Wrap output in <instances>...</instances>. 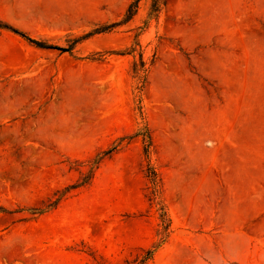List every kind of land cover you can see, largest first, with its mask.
I'll use <instances>...</instances> for the list:
<instances>
[{"label": "rangeland", "instance_id": "1", "mask_svg": "<svg viewBox=\"0 0 264 264\" xmlns=\"http://www.w3.org/2000/svg\"><path fill=\"white\" fill-rule=\"evenodd\" d=\"M131 1L0 0V264H264V0Z\"/></svg>", "mask_w": 264, "mask_h": 264}, {"label": "trees", "instance_id": "2", "mask_svg": "<svg viewBox=\"0 0 264 264\" xmlns=\"http://www.w3.org/2000/svg\"><path fill=\"white\" fill-rule=\"evenodd\" d=\"M151 1H152V10L153 11H158L159 0H151ZM138 2H139V0H132L130 2V4L128 5V7L126 8V11H125L123 17L120 20H118L116 22H113L111 24H108V25H104V26H100V27L94 28V29H92V30L80 35V36H77V37H75L73 39V43H78V42H80V41L92 36L93 34L100 33V32H103V31H107V30H109L111 28H114L117 25H120V24L128 22L132 18V16L134 15L135 11L137 10ZM0 28L8 30V31H10V32H12V33H14L16 35H19L20 37L25 39L27 42H29L30 44H32V45H34L36 47H39V48H50V49L51 48H58V47H56V45L47 43V42H45L43 40H38V39L32 38V37L26 35L22 31H19L18 29H16L15 27H12L11 25H9L7 23L0 22ZM143 66H144V62L141 60V67L140 68L135 67V72L137 73L138 76H139V70L141 68H143ZM147 138H148L147 141L150 142L149 135H147ZM151 180L155 184V173L154 172L152 173ZM86 182H87L86 180H83L80 183L72 185V187L83 185Z\"/></svg>", "mask_w": 264, "mask_h": 264}, {"label": "bare ground", "instance_id": "3", "mask_svg": "<svg viewBox=\"0 0 264 264\" xmlns=\"http://www.w3.org/2000/svg\"><path fill=\"white\" fill-rule=\"evenodd\" d=\"M246 26V25H245ZM263 86V85H262ZM44 94V93H43ZM43 97V96H42ZM63 107V106H62ZM61 113H62V111H61ZM44 120H46L45 118H44ZM51 127V126H50ZM53 127V126H52ZM229 127V126H228ZM228 129V128H227ZM248 181V180H247Z\"/></svg>", "mask_w": 264, "mask_h": 264}]
</instances>
